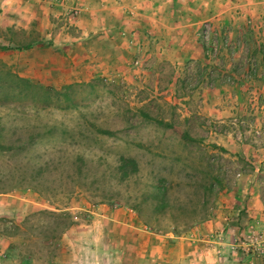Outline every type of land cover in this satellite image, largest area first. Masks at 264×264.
Listing matches in <instances>:
<instances>
[{
  "label": "rangeland",
  "instance_id": "rangeland-1",
  "mask_svg": "<svg viewBox=\"0 0 264 264\" xmlns=\"http://www.w3.org/2000/svg\"><path fill=\"white\" fill-rule=\"evenodd\" d=\"M113 1L120 5L116 16L121 22L109 16L108 38L98 48L116 57L108 55L90 70L73 53L66 54L69 46L63 47L79 36L84 0H39L47 11V31L45 26L27 35L0 24V44L15 41L7 43L11 51H0V86L10 83L4 69L22 77L4 60H22L14 45L32 40L45 45L54 40L51 50L67 57L62 72L41 68V80L28 79L31 83L60 90L98 81L94 88L73 89L78 110L42 108V97L33 91L20 95L16 90L9 97L0 93V146L15 147L0 148V264L78 263L75 256L83 257L82 264H209L208 240L226 244L219 246L226 251L216 253L222 259L217 264H239L246 254L259 260L256 247L243 244L264 231L225 226L221 218L224 210L246 201L247 189L259 199L260 186L264 200V176L259 178L264 0H167L182 15L194 14L180 23L184 29L190 24L193 32L178 33L177 41L162 49L131 32L135 26L127 16L135 2L144 0ZM113 21L117 26L112 27ZM111 42L107 49L105 43ZM63 75L71 76V82L60 85L57 79ZM51 127L55 130L47 133ZM62 129L70 132L64 139ZM34 135L35 144L25 148ZM78 155L85 158L80 175L74 162ZM120 158L138 166L127 180L116 171ZM59 160L62 167L32 179L37 163ZM156 178L167 187V205L159 212L152 210L149 196ZM41 211L69 214L72 224L59 240L41 239V230L50 226L48 215L33 217ZM29 216L32 230L24 225ZM226 255L233 256L230 263Z\"/></svg>",
  "mask_w": 264,
  "mask_h": 264
},
{
  "label": "crops",
  "instance_id": "crops-1",
  "mask_svg": "<svg viewBox=\"0 0 264 264\" xmlns=\"http://www.w3.org/2000/svg\"><path fill=\"white\" fill-rule=\"evenodd\" d=\"M38 1L39 0H0V24L4 25V29H19L20 31L25 32L27 35L36 31H40V28H45V26L47 27V31L49 28V23H46V20L48 22L47 11L43 10ZM94 1V6H91L92 2ZM174 3L175 2H170L169 5L167 0H144L135 2L132 6L133 11L131 16L126 15L129 18L128 22L130 25L133 27L135 26L131 32L135 34L142 33V35H145V39H153V41L157 43V47L161 49L168 46V43L177 41L178 33H184L187 31L186 33L191 34L193 29L190 27V24H188L184 29V27L181 26V21H183L184 18H193L194 14L187 12V14L182 15L178 11V7L174 6ZM119 7L120 5L113 0L110 2L108 0H84L85 11L83 17L80 19L77 30L79 36L77 39L73 38L71 40L74 41V44L67 42V44H63V47L69 46L71 51L66 52V54L73 53L75 58L80 59L81 66H83V68L86 70L93 69V63L95 66L105 63L108 55L110 58L112 57L111 53L108 55L103 54V52H101L98 47L104 46V44L100 42L101 39L108 38L106 36L105 30L107 29L106 25L108 23L109 16L114 14L116 19H119V17L116 16L118 14L117 10H119ZM45 13L46 15H44ZM223 13H225L224 17L227 18L229 16L227 11ZM206 15L210 20V14L208 15L206 13ZM219 15L220 14H215L213 15V18L217 17V19H219ZM119 22H121V19L118 20V23ZM114 26L117 25L113 21L112 27ZM112 31H116V27L113 28ZM112 31H110V33ZM107 32H109L108 29ZM46 39L49 38L46 37ZM62 41L65 42L69 40L62 39ZM4 42L5 41H3V45L6 46V50L11 51L12 49L9 48L7 44L8 42ZM52 42L53 43H47L49 46L47 47V44L45 45L38 42V40H35V42L32 43V46L27 50H18L15 48L17 51H20L19 55L22 57V60L15 62L11 61V59H6L4 61L9 64H13L17 69H19L21 72L19 75L22 77L30 80L36 79L40 81L41 79L39 78V73L41 68L48 70V72L55 71L57 69L60 72H62V69L64 70V59H66L67 56H63V53L60 52L54 53L51 50V46H55L56 44H54V40H52ZM105 45L108 49L112 47L111 45H114V42L105 43ZM75 48L80 49L79 55L78 50ZM115 57L116 56L113 55L112 59H115ZM71 58L73 59L74 57ZM70 79H72L71 76L63 75L62 78L57 79V81H59L58 83L60 85H63L71 82ZM83 80H86V78ZM47 84L53 83L47 82ZM263 170L264 159L262 158L259 159V178L260 176H264ZM245 192L246 196L244 198L246 201L242 204H238L240 206H236V208L233 210L231 208L229 210H224L225 216L221 218L222 222L225 224V226L232 227H234V225L246 228L256 226L259 228V231L262 232L264 231L263 190H261L259 186V199L257 195H252L251 191H248V189L245 190ZM229 232L230 231H226V236L229 234ZM227 237L230 238V234ZM205 244L211 248L208 252L209 255L213 257L210 263L217 264L218 260H222L221 257H217L218 255H216V253H224L226 248L225 250L223 248V251H220L219 246L222 245L223 247H226V244L220 243L218 240H208ZM91 253V259H93L95 250L93 249ZM231 257L233 256H224L225 262L230 263L232 261ZM251 257L252 256L248 254L242 255L239 264H264V258H259V260L252 258L251 260ZM2 258L3 251H0V260ZM75 259H78L79 262L73 263L72 260H70L68 264H82V256H75ZM229 259H231V261H229Z\"/></svg>",
  "mask_w": 264,
  "mask_h": 264
},
{
  "label": "trees",
  "instance_id": "trees-1",
  "mask_svg": "<svg viewBox=\"0 0 264 264\" xmlns=\"http://www.w3.org/2000/svg\"><path fill=\"white\" fill-rule=\"evenodd\" d=\"M13 31V30H10ZM6 41L10 43H14L15 41L13 39H5ZM33 40L28 42L26 45L21 46V45H14L16 49L18 50H27L32 46ZM6 50V46L0 44V51ZM3 75L7 78H10V83L5 84L4 86H0V93L2 91H6L7 94L6 96H11L14 95V93L17 90V94L20 95H28L30 92H34L36 95H40L42 97V103L44 106L42 108H50V107H55L56 109L59 110H78V104L75 101L76 97L74 94L75 88H82V87H90L94 88L95 84L98 82L92 81L89 83H82V84H74L70 85L67 87H64L60 90H55L49 86H42L39 84H33L31 83L28 79H25L23 77H20L18 75H15L11 73L9 70L4 69L3 70ZM14 86H12V84ZM7 97V98H8ZM60 104H64V106H59ZM55 130V127H51L50 129L47 130V133L52 134L53 131ZM99 133L104 134V135H111L112 133L110 131H105L98 129ZM70 132L67 129H62L60 131V137L64 139L63 137L66 138V136L70 135ZM35 136H29L28 139H26V147H31L32 145L35 144ZM19 141V140H18ZM20 142V141H19ZM19 147V146H18ZM22 147V145H21ZM20 147V148H21ZM1 149L4 150H13L15 147L13 146H0ZM31 159H27L26 161L31 163ZM76 161V162H75ZM85 161V158L83 156H77L74 159V162L77 164V171L78 174H81V165ZM79 164H78V163ZM39 166L37 168H34L32 171V179L35 181L43 179V176L46 174L50 173L52 170L57 169L58 166L62 167L63 162L61 160L58 161L57 164H52L51 162H43V163H37ZM138 170V166L136 162L132 159H126V158H120L118 166L116 167V171L120 172V179L122 180H127L129 179L134 173H136ZM150 199H153V202L155 204H151L152 210L155 212L162 211L165 209L166 203V194H167V187L165 185V182L161 180L160 178H156L150 186ZM147 196L143 198V203H145ZM146 198V199H145ZM144 205H149V204H138L136 207L141 208V206ZM48 215L50 219V226L46 230H41V239L48 242L52 243L60 239L64 231L72 224L71 218L68 213L62 212L60 214H56L54 212H37L36 214L33 215V217L37 215ZM32 217H26L24 219V225H29L30 229L32 230ZM37 229H40L38 226ZM19 231V230H18ZM7 233V231H6ZM6 250H9V247L6 248Z\"/></svg>",
  "mask_w": 264,
  "mask_h": 264
},
{
  "label": "built area",
  "instance_id": "built-area-1",
  "mask_svg": "<svg viewBox=\"0 0 264 264\" xmlns=\"http://www.w3.org/2000/svg\"><path fill=\"white\" fill-rule=\"evenodd\" d=\"M244 247H256V254L264 258V233H260L254 239H251L247 244H243Z\"/></svg>",
  "mask_w": 264,
  "mask_h": 264
}]
</instances>
